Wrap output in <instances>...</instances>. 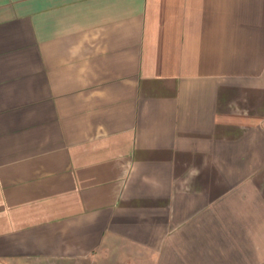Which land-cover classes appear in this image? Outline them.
<instances>
[{
    "label": "crops",
    "instance_id": "crops-1",
    "mask_svg": "<svg viewBox=\"0 0 264 264\" xmlns=\"http://www.w3.org/2000/svg\"><path fill=\"white\" fill-rule=\"evenodd\" d=\"M0 262L264 264V0H0Z\"/></svg>",
    "mask_w": 264,
    "mask_h": 264
},
{
    "label": "rangeland",
    "instance_id": "rangeland-1",
    "mask_svg": "<svg viewBox=\"0 0 264 264\" xmlns=\"http://www.w3.org/2000/svg\"><path fill=\"white\" fill-rule=\"evenodd\" d=\"M29 264H36L35 262H30ZM64 264H71V263H64Z\"/></svg>",
    "mask_w": 264,
    "mask_h": 264
},
{
    "label": "built area",
    "instance_id": "built-area-1",
    "mask_svg": "<svg viewBox=\"0 0 264 264\" xmlns=\"http://www.w3.org/2000/svg\"><path fill=\"white\" fill-rule=\"evenodd\" d=\"M0 264H4L3 262H0Z\"/></svg>",
    "mask_w": 264,
    "mask_h": 264
}]
</instances>
